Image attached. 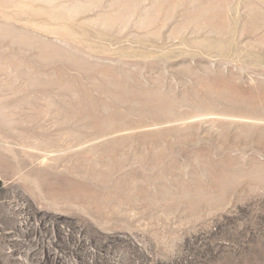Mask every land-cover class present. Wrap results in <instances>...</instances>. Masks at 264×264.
<instances>
[{"label": "rangeland", "instance_id": "rangeland-1", "mask_svg": "<svg viewBox=\"0 0 264 264\" xmlns=\"http://www.w3.org/2000/svg\"><path fill=\"white\" fill-rule=\"evenodd\" d=\"M0 264H264V0H0Z\"/></svg>", "mask_w": 264, "mask_h": 264}]
</instances>
